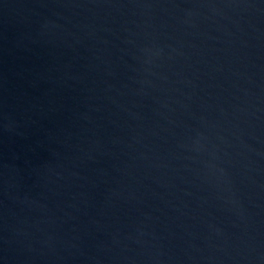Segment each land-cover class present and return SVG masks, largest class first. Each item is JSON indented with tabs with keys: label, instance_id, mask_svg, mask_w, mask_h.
<instances>
[{
	"label": "water",
	"instance_id": "obj_1",
	"mask_svg": "<svg viewBox=\"0 0 264 264\" xmlns=\"http://www.w3.org/2000/svg\"><path fill=\"white\" fill-rule=\"evenodd\" d=\"M0 264H264V0H0Z\"/></svg>",
	"mask_w": 264,
	"mask_h": 264
}]
</instances>
